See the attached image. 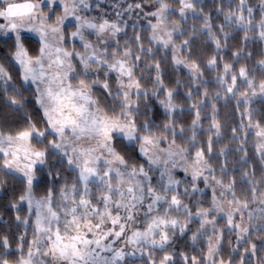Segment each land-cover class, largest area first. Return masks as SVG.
<instances>
[{"label": "clouds", "instance_id": "obj_1", "mask_svg": "<svg viewBox=\"0 0 264 264\" xmlns=\"http://www.w3.org/2000/svg\"><path fill=\"white\" fill-rule=\"evenodd\" d=\"M0 264H264V0H0Z\"/></svg>", "mask_w": 264, "mask_h": 264}]
</instances>
